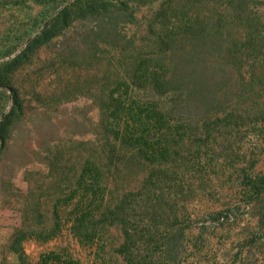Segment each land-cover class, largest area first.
<instances>
[{
	"label": "rangeland",
	"instance_id": "1",
	"mask_svg": "<svg viewBox=\"0 0 264 264\" xmlns=\"http://www.w3.org/2000/svg\"><path fill=\"white\" fill-rule=\"evenodd\" d=\"M254 17L264 23V0H0V264H37L49 251L87 260L70 222L54 231V211L93 156L100 101L110 92L149 94L119 83L189 79L205 64L223 87L232 70L225 51L248 39ZM253 50L262 59L263 48ZM234 102L249 117L240 129H210L204 138L192 126L204 141L185 142V174L199 189L177 201L192 235L203 211L228 210L205 233L212 250L200 262L264 264V191L252 194L240 179L252 162L264 171V126L255 120L264 98L213 103Z\"/></svg>",
	"mask_w": 264,
	"mask_h": 264
},
{
	"label": "trees",
	"instance_id": "2",
	"mask_svg": "<svg viewBox=\"0 0 264 264\" xmlns=\"http://www.w3.org/2000/svg\"><path fill=\"white\" fill-rule=\"evenodd\" d=\"M258 19L247 22L248 39L231 40L225 51L232 70L223 87L206 74L215 69L205 64L189 79L119 83L117 88L141 85L149 94L110 92L100 101L93 156L76 174L73 193L54 211V231L70 222L69 230L88 250V259L49 251L37 264H205L200 262L201 252L212 250V245L204 235L223 224L228 210L224 215L203 211L198 233L192 235L190 214L177 201L199 189L185 174L189 160L184 144L204 141L195 140L192 126L207 132V138L210 129L233 132L247 122L239 103L215 106L220 96L251 102L264 98V23L258 27ZM257 48H263L262 59L253 50ZM202 109L207 115H201ZM255 120L264 126L263 110ZM254 165L240 179L247 191L259 195L264 191V171L252 170Z\"/></svg>",
	"mask_w": 264,
	"mask_h": 264
}]
</instances>
